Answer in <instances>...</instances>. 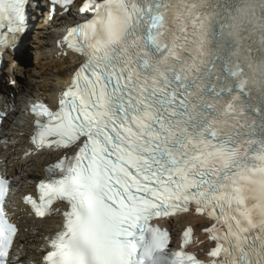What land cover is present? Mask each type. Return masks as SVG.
Wrapping results in <instances>:
<instances>
[{
	"label": "snow or ice",
	"instance_id": "1",
	"mask_svg": "<svg viewBox=\"0 0 264 264\" xmlns=\"http://www.w3.org/2000/svg\"><path fill=\"white\" fill-rule=\"evenodd\" d=\"M31 2L0 0V63L19 51ZM69 5L50 0L49 18ZM205 7L199 0L195 10ZM165 8V0H84L79 12L90 18L58 41L83 59L55 111L32 109L31 143L64 153L38 184L39 200L25 198L37 217L54 201L65 209L37 264H132L133 238L145 233L147 264H264V244L259 252L244 244L264 239V124L241 119L248 57L233 43L248 14L225 24L213 10L189 28ZM259 29L264 45V23ZM11 187L0 174V264H21L5 211ZM192 206L211 221L212 245L204 258L185 251L188 228L170 257L169 233L150 222Z\"/></svg>",
	"mask_w": 264,
	"mask_h": 264
},
{
	"label": "bare ground",
	"instance_id": "2",
	"mask_svg": "<svg viewBox=\"0 0 264 264\" xmlns=\"http://www.w3.org/2000/svg\"><path fill=\"white\" fill-rule=\"evenodd\" d=\"M40 2V10L37 12L42 14L46 2L44 0L43 2L40 0ZM73 17L74 12L57 16L54 21H50L45 16L37 23L34 32L28 36L23 44V48L16 56H10L9 63L1 71L0 100L4 102L0 106L5 108L7 104L13 102L19 110L21 105L30 97L47 96L51 100L55 99L58 91L63 87L65 80L68 79L76 65L71 58L61 60L54 58V45L60 35L62 25L65 21L73 22ZM24 58H28L27 64H24ZM11 79L18 81L16 88L8 86L7 81L10 82ZM12 93L16 94L15 98L11 97ZM12 121L10 119L8 122L6 121L5 128L9 130L12 135L10 140L13 141L3 154L7 159L10 175L16 181L21 182L22 188L23 186L28 187L30 181L40 178L39 174L44 172L46 166L61 155L59 153L42 152L40 155L21 161L12 159L17 149L24 145L23 137L16 136V133L26 131L28 124L27 119L21 113L13 117ZM59 221L57 218L34 221L24 214L20 218V223L24 231L25 229L28 231L17 239V246L21 245L23 251L31 255L32 260H40V255L37 253L38 242H41L40 237L54 228ZM189 223L195 226L202 225L203 227L206 225L202 219L189 215L171 221L170 226L176 232L178 227L183 228Z\"/></svg>",
	"mask_w": 264,
	"mask_h": 264
},
{
	"label": "rangeland",
	"instance_id": "3",
	"mask_svg": "<svg viewBox=\"0 0 264 264\" xmlns=\"http://www.w3.org/2000/svg\"><path fill=\"white\" fill-rule=\"evenodd\" d=\"M27 62H28V58H24V64H27ZM9 81H7V84H8V86H9Z\"/></svg>",
	"mask_w": 264,
	"mask_h": 264
}]
</instances>
